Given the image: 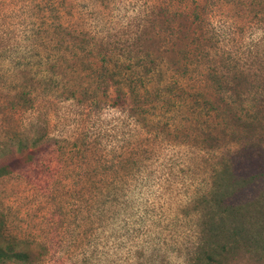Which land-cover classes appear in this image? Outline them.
Segmentation results:
<instances>
[{
	"label": "rangeland",
	"instance_id": "1",
	"mask_svg": "<svg viewBox=\"0 0 264 264\" xmlns=\"http://www.w3.org/2000/svg\"><path fill=\"white\" fill-rule=\"evenodd\" d=\"M147 59L180 89L164 103L149 82L133 115L98 75ZM194 89L217 110L180 102ZM5 164L0 244L30 255L7 264H192L214 171L243 181L233 204L264 193V0H0ZM259 209L234 220L249 237Z\"/></svg>",
	"mask_w": 264,
	"mask_h": 264
},
{
	"label": "trees",
	"instance_id": "2",
	"mask_svg": "<svg viewBox=\"0 0 264 264\" xmlns=\"http://www.w3.org/2000/svg\"><path fill=\"white\" fill-rule=\"evenodd\" d=\"M141 61L133 63L135 65L143 64L142 66H145V68L152 64L148 59L143 61V63H141ZM104 68L105 66L103 69ZM103 69H101V73L98 75L101 84H104L106 91L109 87H114L116 93L115 103L118 105H126L133 115H141L147 110V108L139 105L140 103H137V101H141V88H144L146 93L149 91V82L156 92L157 99L159 101L165 100L164 103L173 102L174 94L178 93L177 89H180L177 81L170 84L164 81V76L160 75L156 77V70L152 68V65L150 68L144 69L143 72L137 71L136 69L113 72L108 67H106L105 70ZM164 83L166 85H164ZM163 90L166 91L165 95H161V91ZM221 91L224 92V90L221 89L216 90L218 93ZM198 92L199 90L194 89V91L189 92L186 97L180 93L179 95L182 99L180 102H186L189 105V103L194 101L201 111L208 108L209 114L210 111L217 110L214 101L209 95L208 97L206 94L201 96ZM29 94L28 92H23L20 95L19 102L23 107L32 108L33 106V99ZM144 98L146 99L147 95H145ZM224 100H226L225 97ZM208 103L210 104L209 107L207 106ZM18 144V147L22 150L26 143L24 139H21ZM35 154L36 152H30L27 158L32 159ZM11 170L10 164L1 165L0 176ZM214 172L213 185L215 190H213V196L209 198L210 201L206 203L203 211L199 213V221L203 226L202 229L207 233V237L204 238L201 245H199L194 255L195 258L191 259L192 264H228L235 254H238L239 251L241 252V249L256 251L257 254L259 248L264 250V220L262 219V216H264V193L255 201L262 211L253 217L254 227L258 231L249 237L244 231H241V221L238 223V221L234 222V220L240 217L243 211H248L249 206L256 203L250 202L246 205L232 203L230 199L239 188H241L243 181L241 183V179L235 177L230 171L229 165L225 164L221 169H217ZM223 175L225 176L222 178ZM228 177H230L229 183L227 182ZM261 254L264 256L263 252ZM26 257L28 258L26 259ZM15 259L29 261L30 255L23 251L16 250L12 244H0V264H7L9 261Z\"/></svg>",
	"mask_w": 264,
	"mask_h": 264
}]
</instances>
